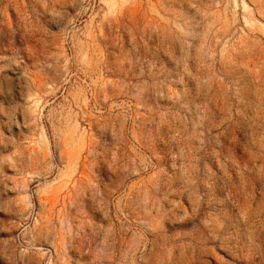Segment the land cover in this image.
I'll return each mask as SVG.
<instances>
[{"label": "rangeland", "instance_id": "obj_1", "mask_svg": "<svg viewBox=\"0 0 264 264\" xmlns=\"http://www.w3.org/2000/svg\"><path fill=\"white\" fill-rule=\"evenodd\" d=\"M0 264H264V0H0Z\"/></svg>", "mask_w": 264, "mask_h": 264}]
</instances>
